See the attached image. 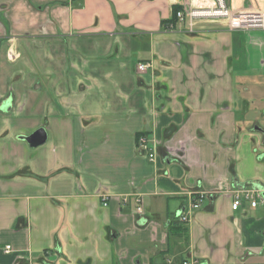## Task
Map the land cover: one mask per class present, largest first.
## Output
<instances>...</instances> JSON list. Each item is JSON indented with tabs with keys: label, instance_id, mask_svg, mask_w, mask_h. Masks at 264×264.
Segmentation results:
<instances>
[{
	"label": "crops",
	"instance_id": "1",
	"mask_svg": "<svg viewBox=\"0 0 264 264\" xmlns=\"http://www.w3.org/2000/svg\"><path fill=\"white\" fill-rule=\"evenodd\" d=\"M194 2L0 0V264H264V205L232 210L264 190L244 88L264 71V33L170 30ZM41 128L33 148L23 138Z\"/></svg>",
	"mask_w": 264,
	"mask_h": 264
},
{
	"label": "built area",
	"instance_id": "2",
	"mask_svg": "<svg viewBox=\"0 0 264 264\" xmlns=\"http://www.w3.org/2000/svg\"><path fill=\"white\" fill-rule=\"evenodd\" d=\"M176 19L178 23L187 25L189 32L192 33L197 32L195 28L198 23L214 21H227L231 30L240 32L259 31L264 33V11L247 10L236 13L231 9L228 0H195L194 5L190 8L179 11ZM168 26L170 30L175 28V24H170ZM150 67V64H140L138 65V71L147 72ZM139 142L140 149L146 148L147 141L145 137H142ZM149 159L154 162L155 155L150 154ZM191 195H194V198L189 205L190 213L194 210L201 209L206 198V194L201 192ZM244 203H249L252 208H256L260 204L264 205L262 192L253 189L237 192L232 203V210H239ZM139 212H142L141 208H139ZM180 220L186 223L189 222L190 217L187 213L183 212ZM11 250L12 247L8 246L6 248V253H10ZM183 264H197V262L194 260H187L184 261Z\"/></svg>",
	"mask_w": 264,
	"mask_h": 264
},
{
	"label": "rangeland",
	"instance_id": "3",
	"mask_svg": "<svg viewBox=\"0 0 264 264\" xmlns=\"http://www.w3.org/2000/svg\"><path fill=\"white\" fill-rule=\"evenodd\" d=\"M260 53L262 54V51H260ZM61 56L63 59L64 55ZM51 58H54V56H51ZM49 70H51V66L45 67L43 71L47 72ZM44 75L46 78L42 81L43 84L47 86L51 76L47 79L48 76L46 74ZM258 75L259 77H251L250 80L246 79V82H244V88L247 90L249 101V120L254 122L256 121L262 128H264V71L258 73ZM44 91H47V89ZM52 100V106L56 108L57 113L61 116L65 115V108H63L60 104V100L55 97L52 98Z\"/></svg>",
	"mask_w": 264,
	"mask_h": 264
},
{
	"label": "water",
	"instance_id": "4",
	"mask_svg": "<svg viewBox=\"0 0 264 264\" xmlns=\"http://www.w3.org/2000/svg\"><path fill=\"white\" fill-rule=\"evenodd\" d=\"M258 132H260L264 136V130L261 128H257ZM25 141H27L31 147L36 148L39 147L47 141V131L44 128H41L35 133H33L30 136L23 138ZM262 196L264 198V190L262 191Z\"/></svg>",
	"mask_w": 264,
	"mask_h": 264
},
{
	"label": "trees",
	"instance_id": "5",
	"mask_svg": "<svg viewBox=\"0 0 264 264\" xmlns=\"http://www.w3.org/2000/svg\"><path fill=\"white\" fill-rule=\"evenodd\" d=\"M52 4H57V3H52ZM67 3H63L62 5H66ZM182 10V8H180V7H175L174 8V18L172 19V21L170 22V24H175L176 25V23H177V19H176V16H177V13L179 12V11H181ZM163 24V27L167 24H165V22L164 23H162ZM170 24H167V25H170ZM147 136V133H139V134H137L136 135V138H137V143H138V146H140V142H139V140L142 138V137H146ZM179 222H175L173 225L174 226H176L175 224H178Z\"/></svg>",
	"mask_w": 264,
	"mask_h": 264
},
{
	"label": "flooded vegetation",
	"instance_id": "6",
	"mask_svg": "<svg viewBox=\"0 0 264 264\" xmlns=\"http://www.w3.org/2000/svg\"><path fill=\"white\" fill-rule=\"evenodd\" d=\"M256 190H258V189H256Z\"/></svg>",
	"mask_w": 264,
	"mask_h": 264
}]
</instances>
